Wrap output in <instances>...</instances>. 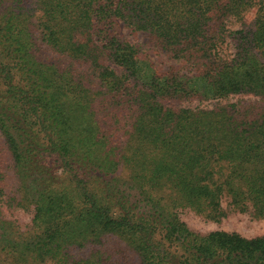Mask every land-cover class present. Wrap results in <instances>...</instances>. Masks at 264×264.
<instances>
[{
    "label": "trees",
    "instance_id": "obj_1",
    "mask_svg": "<svg viewBox=\"0 0 264 264\" xmlns=\"http://www.w3.org/2000/svg\"><path fill=\"white\" fill-rule=\"evenodd\" d=\"M124 25L195 74L161 73ZM242 95L264 100V0H0V134L33 212L22 230L0 206V264H264V236L183 221L225 198L264 218V107L215 103Z\"/></svg>",
    "mask_w": 264,
    "mask_h": 264
},
{
    "label": "rangeland",
    "instance_id": "obj_2",
    "mask_svg": "<svg viewBox=\"0 0 264 264\" xmlns=\"http://www.w3.org/2000/svg\"><path fill=\"white\" fill-rule=\"evenodd\" d=\"M35 13L39 15L38 11ZM244 16L245 19L243 22H232L230 23L229 28L232 29V31H241L244 34L250 35L255 31L256 12L250 10L245 13ZM34 20L36 21V18ZM39 33L40 31L37 30L36 35H39ZM122 35L124 39L137 46L140 55L144 57V59L153 63L155 68H157L161 73L174 71L179 75L192 76L195 74L189 64L173 59V57L169 53L160 49L147 32L134 31V29H132L131 27L124 25L122 29ZM238 37H241V35L239 34L236 37L235 41L229 39L223 46V50L226 55H233L236 52ZM46 48L48 47L43 44L42 49ZM52 57L54 58V56ZM215 103H219L222 105L237 104L242 107H251L256 109H262L264 107V100L252 96L243 95L232 96L228 100L218 101ZM193 104L197 105L198 101H194ZM205 105L207 106L210 104L209 102H206ZM0 162H2V167L4 168L5 173V196L3 197L4 204H0V206H3L5 212L10 217L17 219L19 221L21 229L25 230L33 217V212L28 207H22L21 205L19 206L18 202L13 200L14 198H19L20 200L21 194L19 192V183L15 175L13 162L11 160L10 154L7 151L1 134ZM7 201H9L10 203L9 207ZM230 203L232 202L229 198L224 199L223 207L226 210V215L221 216L220 218H216V220H211L209 218H206V215H200L192 211L191 209H187L183 213V221H185L192 229L202 234H207L215 231H224L227 233L240 234L241 236L249 239L264 236V218L254 217L251 212L237 211ZM118 242L119 241L116 238L114 239L110 237L105 241V246L110 247L112 244ZM89 249L91 248L89 247ZM81 253L85 256L88 255V251L86 249Z\"/></svg>",
    "mask_w": 264,
    "mask_h": 264
}]
</instances>
